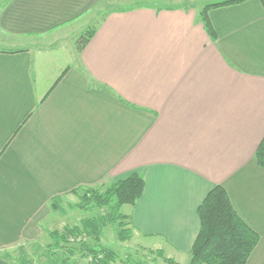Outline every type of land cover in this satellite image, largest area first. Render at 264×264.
Segmentation results:
<instances>
[{
  "label": "crops",
  "instance_id": "1",
  "mask_svg": "<svg viewBox=\"0 0 264 264\" xmlns=\"http://www.w3.org/2000/svg\"><path fill=\"white\" fill-rule=\"evenodd\" d=\"M104 3L0 0V264H17L8 249L79 226L64 222L72 191L131 173L143 192L120 213L138 245L163 253L160 264H189L197 208L215 185L259 235L246 264H264V169L254 158L263 2L206 9L214 38L202 10L181 4L112 11L89 26ZM92 26L78 50L74 37Z\"/></svg>",
  "mask_w": 264,
  "mask_h": 264
},
{
  "label": "trees",
  "instance_id": "2",
  "mask_svg": "<svg viewBox=\"0 0 264 264\" xmlns=\"http://www.w3.org/2000/svg\"><path fill=\"white\" fill-rule=\"evenodd\" d=\"M241 1L244 0H227L207 5L202 9L200 20L211 38H214V33L207 19L206 9ZM261 1L264 5V0ZM94 32V28L85 32L82 42L86 43ZM254 158L256 165L264 169V136L255 150ZM143 188L142 177L138 173H131L126 178L111 183L103 191L91 188L79 189L80 209L89 210L92 204L93 207H109L110 210L98 218L83 219L77 227L54 233L55 239L61 241L57 244L59 246L63 244L70 253H72L70 250L80 251L86 255L84 257L101 255L100 259L93 260L89 264H111L117 257L112 250L98 245L101 230L107 224L117 223L120 227L117 238L119 241H125L129 237L126 221L128 217L121 214L120 209L124 205H134L142 195ZM77 191L72 192L77 193ZM197 216L199 230L189 252L191 264H246L259 241V235L238 216L222 186L215 185L209 190L197 208ZM71 236L92 238L97 242V247L94 248L85 241L69 243L68 238ZM19 264L28 263L22 261Z\"/></svg>",
  "mask_w": 264,
  "mask_h": 264
},
{
  "label": "rangeland",
  "instance_id": "3",
  "mask_svg": "<svg viewBox=\"0 0 264 264\" xmlns=\"http://www.w3.org/2000/svg\"><path fill=\"white\" fill-rule=\"evenodd\" d=\"M222 1H227V0H105L103 6L94 9L90 13L89 17L91 19L88 25L91 26V23L93 24L95 21H97L98 18H103L106 13L123 10V9H129L136 6H144L146 4L147 5L149 4L155 8H158L160 6L162 7V6H171L174 4H181L180 6L182 7H186V8L193 7L198 10H202L207 5L219 3ZM91 28H93V26ZM88 30H90V28ZM84 34L85 33H80L77 37H74L76 39L74 40L75 44L74 43L73 44L80 51L86 46V44L92 38L91 37L86 43H84L82 42L83 41L82 36ZM104 189L98 188L99 191H103ZM80 194L81 191L78 190L76 193L78 197L72 194V196L66 199L69 201L65 216L66 218L64 219V222H67V224L79 225L83 219L98 218L102 214L109 212L110 210L109 207L96 208L93 207L92 204H90L91 207L89 210L86 209L83 210L76 207V203L79 202ZM127 206H131V205H127ZM60 227L61 226L58 223L55 228H57L59 231L61 229ZM118 231H120V227L118 226L117 223L105 225L101 230L100 238L98 240V245H101L102 247H106L112 250L115 253L116 257L121 259V261L123 262L132 263V264H160L161 261L166 262L163 253H159V251L154 248H144L138 245L136 243L137 242L136 238L135 239L133 238L134 236L130 234V231L128 232L129 237L125 241H119L117 238ZM49 233L50 231H47L41 240L34 242H23L19 246H15L11 249H8L6 252H4V254L8 259H10L12 262H16L17 264H19L22 261L28 264H73V262L69 263L68 260L70 256H75V255L78 261L81 260V263L86 264L87 257H91L93 259L96 258L93 257L92 255H88L87 257H84L86 255H84L80 251L70 250L72 253L67 252V250L63 247V244L61 246L57 244V242L60 243L61 241L60 240L56 241L52 239L49 236ZM70 239H73L75 241L76 239H79V242L83 240L88 245H91L94 248L97 247L96 246L97 242H95L92 238L89 237L71 236L68 238V242ZM63 259L65 260V262L62 263ZM169 264H175V263L170 260ZM189 264H191L190 255H189Z\"/></svg>",
  "mask_w": 264,
  "mask_h": 264
},
{
  "label": "built area",
  "instance_id": "4",
  "mask_svg": "<svg viewBox=\"0 0 264 264\" xmlns=\"http://www.w3.org/2000/svg\"><path fill=\"white\" fill-rule=\"evenodd\" d=\"M83 241V240H82ZM69 243H79V239H76V241L75 240H73V239H70L69 240ZM101 258V255H98L95 259H93V258H91V257H88V262H92L93 260H96V259H100Z\"/></svg>",
  "mask_w": 264,
  "mask_h": 264
},
{
  "label": "clouds",
  "instance_id": "5",
  "mask_svg": "<svg viewBox=\"0 0 264 264\" xmlns=\"http://www.w3.org/2000/svg\"><path fill=\"white\" fill-rule=\"evenodd\" d=\"M88 259V258H87Z\"/></svg>",
  "mask_w": 264,
  "mask_h": 264
}]
</instances>
